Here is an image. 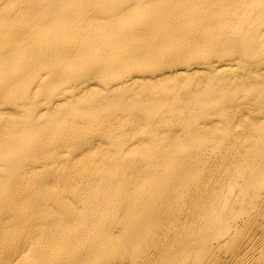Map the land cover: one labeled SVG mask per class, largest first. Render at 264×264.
I'll return each mask as SVG.
<instances>
[{"label":"bare ground","instance_id":"1","mask_svg":"<svg viewBox=\"0 0 264 264\" xmlns=\"http://www.w3.org/2000/svg\"><path fill=\"white\" fill-rule=\"evenodd\" d=\"M0 264H264V0H0Z\"/></svg>","mask_w":264,"mask_h":264}]
</instances>
